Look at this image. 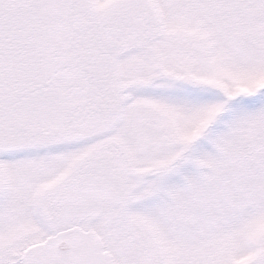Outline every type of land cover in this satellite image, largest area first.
Here are the masks:
<instances>
[{
  "label": "snow or ice",
  "instance_id": "6c2138e0",
  "mask_svg": "<svg viewBox=\"0 0 264 264\" xmlns=\"http://www.w3.org/2000/svg\"><path fill=\"white\" fill-rule=\"evenodd\" d=\"M0 264H264V0H0Z\"/></svg>",
  "mask_w": 264,
  "mask_h": 264
}]
</instances>
